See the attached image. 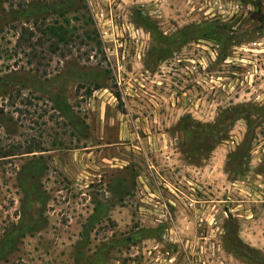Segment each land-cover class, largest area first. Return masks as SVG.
Listing matches in <instances>:
<instances>
[{
	"label": "rangeland",
	"instance_id": "374dc122",
	"mask_svg": "<svg viewBox=\"0 0 264 264\" xmlns=\"http://www.w3.org/2000/svg\"><path fill=\"white\" fill-rule=\"evenodd\" d=\"M203 262L264 264V0H0V264Z\"/></svg>",
	"mask_w": 264,
	"mask_h": 264
},
{
	"label": "trees",
	"instance_id": "16d2710c",
	"mask_svg": "<svg viewBox=\"0 0 264 264\" xmlns=\"http://www.w3.org/2000/svg\"><path fill=\"white\" fill-rule=\"evenodd\" d=\"M34 26L38 29L39 34L34 29H23L18 43L19 46H24V50H29V55L33 60L43 56L41 55L42 49L47 43L49 44L50 53H56L58 49L61 50L62 48V57L67 56L65 49L67 48L66 50L69 51V46L77 38H80L81 42L89 39L98 42L99 45L101 44L98 40V30L91 17H88L81 24V31L78 27L71 24L69 18H65L63 22L57 20L51 24L42 23L38 25V22H36ZM87 42L89 41L85 43Z\"/></svg>",
	"mask_w": 264,
	"mask_h": 264
},
{
	"label": "built area",
	"instance_id": "2783aa9c",
	"mask_svg": "<svg viewBox=\"0 0 264 264\" xmlns=\"http://www.w3.org/2000/svg\"><path fill=\"white\" fill-rule=\"evenodd\" d=\"M189 203H190L191 206H194L195 201L194 200H190ZM202 264H206V263L203 262Z\"/></svg>",
	"mask_w": 264,
	"mask_h": 264
}]
</instances>
